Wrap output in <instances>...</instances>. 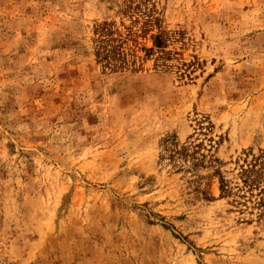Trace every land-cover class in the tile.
I'll return each mask as SVG.
<instances>
[{
    "label": "rangeland",
    "instance_id": "1",
    "mask_svg": "<svg viewBox=\"0 0 264 264\" xmlns=\"http://www.w3.org/2000/svg\"><path fill=\"white\" fill-rule=\"evenodd\" d=\"M0 264H264V0H0Z\"/></svg>",
    "mask_w": 264,
    "mask_h": 264
},
{
    "label": "trees",
    "instance_id": "2",
    "mask_svg": "<svg viewBox=\"0 0 264 264\" xmlns=\"http://www.w3.org/2000/svg\"><path fill=\"white\" fill-rule=\"evenodd\" d=\"M160 44H161V41L159 40V38H156L154 45L160 46ZM254 170H255V165L252 164L250 167L245 169V172H248V171L251 172V171H254ZM220 188H221V191H222L223 194H225L230 189V186L227 184V181L223 177L221 178V186H220Z\"/></svg>",
    "mask_w": 264,
    "mask_h": 264
}]
</instances>
